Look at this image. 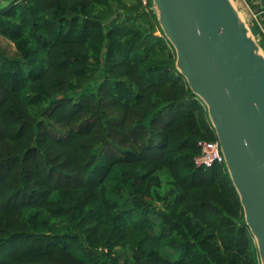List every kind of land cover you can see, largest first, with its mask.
Instances as JSON below:
<instances>
[{
    "label": "trees",
    "instance_id": "16d2710c",
    "mask_svg": "<svg viewBox=\"0 0 264 264\" xmlns=\"http://www.w3.org/2000/svg\"><path fill=\"white\" fill-rule=\"evenodd\" d=\"M0 37V264H262L153 0H10Z\"/></svg>",
    "mask_w": 264,
    "mask_h": 264
},
{
    "label": "water",
    "instance_id": "95a60500",
    "mask_svg": "<svg viewBox=\"0 0 264 264\" xmlns=\"http://www.w3.org/2000/svg\"><path fill=\"white\" fill-rule=\"evenodd\" d=\"M203 101L264 264V50L235 0H153Z\"/></svg>",
    "mask_w": 264,
    "mask_h": 264
},
{
    "label": "built area",
    "instance_id": "2783aa9c",
    "mask_svg": "<svg viewBox=\"0 0 264 264\" xmlns=\"http://www.w3.org/2000/svg\"><path fill=\"white\" fill-rule=\"evenodd\" d=\"M238 7L246 9L250 12L254 24L258 28L260 38H264V0H235ZM146 4V1H144ZM252 6V7H251ZM244 7V8H243ZM202 154L197 159L198 166L211 167L215 163H225L221 152L219 141L200 142Z\"/></svg>",
    "mask_w": 264,
    "mask_h": 264
},
{
    "label": "rangeland",
    "instance_id": "374dc122",
    "mask_svg": "<svg viewBox=\"0 0 264 264\" xmlns=\"http://www.w3.org/2000/svg\"><path fill=\"white\" fill-rule=\"evenodd\" d=\"M10 0H3V1H0V7H3L5 5H7V3L9 2ZM252 7V6H251ZM244 8V7H243ZM239 11H240V14H241V17L242 19L247 23V25H249V27L251 28L252 27V23H253V19L251 17V14L250 12L246 9H242L241 7H239ZM115 18H118V15L115 17ZM112 20L110 22V24H112ZM157 34L159 35L160 33L157 32ZM255 35V34H254ZM0 48L3 50V49H6L9 53H13L14 52V47L9 43L7 42L4 38L0 37Z\"/></svg>",
    "mask_w": 264,
    "mask_h": 264
}]
</instances>
